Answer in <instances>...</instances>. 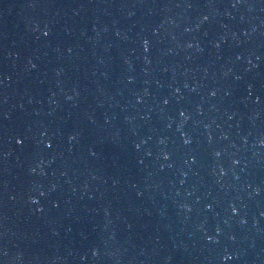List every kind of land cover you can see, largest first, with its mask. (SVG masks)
<instances>
[{
  "label": "water",
  "instance_id": "water-1",
  "mask_svg": "<svg viewBox=\"0 0 264 264\" xmlns=\"http://www.w3.org/2000/svg\"><path fill=\"white\" fill-rule=\"evenodd\" d=\"M0 264H264V0H0Z\"/></svg>",
  "mask_w": 264,
  "mask_h": 264
}]
</instances>
